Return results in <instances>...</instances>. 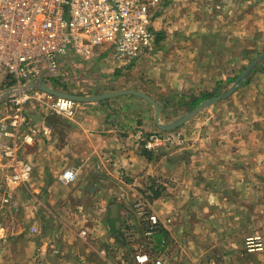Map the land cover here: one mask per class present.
Wrapping results in <instances>:
<instances>
[{
	"label": "crops",
	"instance_id": "obj_1",
	"mask_svg": "<svg viewBox=\"0 0 264 264\" xmlns=\"http://www.w3.org/2000/svg\"><path fill=\"white\" fill-rule=\"evenodd\" d=\"M185 33L180 32L177 38H182ZM179 44L186 46L189 43ZM188 50L178 52L182 56L190 55ZM158 53L154 59L158 64L141 61L147 54L142 55L136 64L134 61L101 64L97 60L100 57L85 62L70 56L64 61L56 84L67 83L75 72L80 77L96 73L95 81L89 77L80 78L87 86H94L87 88L93 91L86 95L117 89L142 90L162 107L161 103L166 104L169 96L182 95L198 83L184 79L183 72L190 74L189 70L174 73L173 68L163 65L162 53ZM129 73L132 76H121ZM70 83L73 84L72 81ZM247 83L240 87V90L246 87L247 93L239 96L244 98L242 101L247 108L237 115L241 121L238 144L221 141L209 131L193 129L195 133H204L201 140L188 141L186 145L164 144L147 148L135 133L140 128L147 132L156 131L148 120L150 105L134 95L117 96L123 101L120 117L117 116L118 110L101 109V105H108L107 100L78 105L71 117L41 111L31 113L30 123L37 125L39 132L32 145L21 146L17 153L33 165L32 184L29 191L25 188L17 190L14 201V207L22 216L14 238L17 243L33 246L31 264H121V261L127 264L122 259L123 254L120 256L125 244L120 246L116 243L111 233L122 228L134 236L143 237L144 226L140 225V219L130 208L131 197L140 198L142 187L144 193L157 192L155 182L170 192V196H165L170 200L163 198L160 201L162 206L155 204L153 209L170 217L171 221L175 220V223L179 214H211L219 204L241 213L244 225L251 215V220H256L255 225H264V108L260 105L264 102V79L251 78ZM255 85L256 89H253ZM248 90L253 94H248ZM135 106L142 109L138 111ZM185 130L189 132L190 129ZM68 168L77 171V179L64 184L59 177ZM141 183L145 186L141 187ZM236 196L239 197L238 203L226 201ZM186 197L189 198L187 205L184 202ZM104 198H117L118 201L104 206ZM113 205L117 206L114 217ZM105 207L111 225H97V220H93L101 218ZM173 213L177 216L173 217ZM129 217L130 223L127 222ZM25 220L31 222L27 225ZM210 223L202 221L188 241L185 237L179 240L177 237L172 248L180 254L165 255V264H184L183 260L187 264L231 261L233 255L230 253H214L219 247L230 244L225 234L216 237V231L226 227ZM30 227L34 233L29 232ZM166 227L161 231H166ZM179 228L178 225L168 227L169 231L186 236ZM0 240L7 244L11 240L10 234L5 231ZM204 246L208 249L205 250ZM186 247L190 250L187 256Z\"/></svg>",
	"mask_w": 264,
	"mask_h": 264
},
{
	"label": "rangeland",
	"instance_id": "obj_2",
	"mask_svg": "<svg viewBox=\"0 0 264 264\" xmlns=\"http://www.w3.org/2000/svg\"><path fill=\"white\" fill-rule=\"evenodd\" d=\"M152 14V29L156 36L155 46L151 52L144 53L147 55H145L146 57L144 56V59L141 61L158 64V62L154 61L156 57L155 54H159L158 52L161 51L163 65L173 68L174 73L184 71L185 69L189 70L190 74L186 73V71L183 72L184 79H187L189 83H198V86H192L191 89L186 93L183 92L182 95L179 94L176 97L169 96L166 104L161 103L162 107L159 105L161 107V124L172 123L185 116L204 101L226 93L246 67L257 56L264 53V0H165V2L159 8L155 9ZM180 32L186 33L182 38H177V34ZM180 42H184L185 45L186 43L189 44L182 46L179 44ZM186 49H189L190 55L184 54L182 56L179 54L178 51L183 53V50ZM111 50L112 46L110 44H104L96 48V57H100L97 60H99L101 64L112 62V59H110ZM141 56L134 61L135 64ZM90 61H92L90 58L85 59V62ZM141 61H139L138 64H141ZM94 63H96V61H94ZM132 66L134 65L132 64ZM136 66L137 65L133 68H136ZM133 68H129L128 70H132ZM73 74H71L73 78H70V80L68 79L67 83H57L49 87H53L65 93L89 96L86 94H89L93 90L89 91L90 89L87 88H92L94 86H87L81 79L84 80L89 77L95 81L98 74L87 73V77L86 75L80 77L77 72ZM3 76L4 73L0 68V81L3 79ZM121 76L126 78L132 75L129 73L122 74ZM251 78H257V80L264 79V58L256 63L229 97L206 107L187 122L173 130L162 131L156 126L154 121V107L149 103L150 106L148 107L150 110H148V120L152 128L156 131L147 132L142 128L140 129L145 135L153 133L162 134L163 136L169 135L171 140L168 142L167 140L162 141L158 146H163L164 144L179 146L186 145L188 141L196 139L201 140L203 138L201 135H204V133H195L193 129L209 131L221 141L226 140L238 144L241 136L239 133V124L241 121L237 115L245 112L247 108L242 101L244 98L239 96L247 93L246 87L241 90L240 87L248 85L247 82L249 81L250 83ZM70 81H72L73 84L70 83ZM247 88H249V86ZM254 88L256 89V85L253 89ZM120 90L121 89H117L114 91ZM142 92L146 93L145 91ZM249 92L250 90H248V94H253V92ZM94 93L95 94L92 95L102 94L97 91ZM205 95L207 96L206 98ZM121 99V97L110 98L106 102L108 105H101V109L104 111L118 110L117 116L120 117V112L123 108L121 105L123 101ZM193 99L200 100L196 106L193 105L195 101ZM235 100H237V104H235ZM81 104L83 103H77V106ZM260 105H263L264 108V102H261ZM134 109L140 111L142 108L138 106ZM37 110V107L32 104L27 107L28 114L31 118V113H35ZM194 127H196V129ZM186 128L190 129L189 132L185 130ZM172 135H174V138ZM168 149H170V147H168ZM237 155H239L238 151ZM31 184L32 181H29L27 186L23 188L29 191V189H31ZM155 185L157 192L144 193L142 186L145 185L141 183L142 196L140 198L131 197L132 207L130 208L133 214L138 217V220L140 219V225L144 226V230L146 225H148L145 216L147 214H153L156 215L161 222L167 219L170 220L167 225H161V228L165 229L166 226L178 225L180 227L179 231L185 232L186 236L176 233L175 231L173 232V230H170V232V228L168 229V227H166L167 230L161 233L164 235V238L161 239L162 241L160 240L159 244L155 238H147L144 237V235L141 238L139 236H134L130 231L122 230V228L116 229L111 235L114 241L120 246L125 244L124 246H126V248L123 249L122 252L120 250V256L123 254L122 259L128 262L127 264H136L134 262V255H136V253H146L148 251L157 254L161 253L164 262H166L165 255L167 257V254L174 256L175 253H179V251L172 248V243L175 239L179 237V240L183 239L181 237H185L187 238L185 240L188 241L193 236L192 233L197 226L201 225L202 221L207 222V220L208 222L211 221V225L226 227L225 230L218 229L219 231H216V237L219 238L225 234L230 239V244L219 247V250L214 253L215 255L230 253L233 257L231 261L222 264H264V225H255L256 220H251L252 215L249 216V222L244 225L241 223V213H235L233 208H223L218 204L217 209H214L216 210L215 213H206L200 216L183 213L178 215V220L175 223V220L171 221L170 217H166L162 212L153 209L155 204L156 206L161 205L160 201H162L166 195L170 196V192L167 193L165 189H161V183L156 184L155 182ZM170 187L173 188L171 185ZM17 190L14 191L10 204L5 206L0 202V235H3L6 231L10 234L11 238L8 242L9 244H5V242L0 240V264H31V258H33L34 255L33 246L22 242L17 243L14 238L16 236L15 234H17V225L19 222L21 223L22 220V216L18 214L17 209L14 207ZM133 198L135 199L134 201ZM169 198L170 197L167 196L165 199L170 200ZM103 200L104 206L115 204L118 201L117 198H104ZM188 200L189 198L186 197L184 202L186 203ZM228 200L236 204L239 202V197L227 198L226 201ZM93 207H95V205H93ZM105 209L104 213H101L100 219L93 220V222L97 220V225H111L108 221V209L106 207ZM141 210H143L144 215L139 214ZM172 215L173 217L177 216L174 213ZM197 217H199V219ZM25 221H27V225L31 222V220ZM131 221V217L127 218L128 223ZM73 223L76 224L77 221L74 220ZM113 225H121V223H114ZM32 228L33 227L29 228L30 233H34ZM161 228L157 231V234L161 232ZM250 236L262 238L263 245L260 251L254 250L249 252L246 249L245 241L246 238ZM206 238H208V235ZM183 242L185 241L183 240ZM203 248H205V250L208 249L207 246ZM185 250L187 251V256L190 250H187V247ZM186 256H184L185 259ZM112 263L114 264V262ZM120 263L126 264L122 261ZM182 263L187 264L188 262L183 260ZM215 264L221 263L215 262Z\"/></svg>",
	"mask_w": 264,
	"mask_h": 264
},
{
	"label": "built area",
	"instance_id": "obj_3",
	"mask_svg": "<svg viewBox=\"0 0 264 264\" xmlns=\"http://www.w3.org/2000/svg\"><path fill=\"white\" fill-rule=\"evenodd\" d=\"M165 0H0V202L5 206L13 193L27 186L33 165L18 155L21 146L32 145L39 127L30 123L28 105L37 111L71 117L77 103L49 95L37 87L40 80L51 86L61 74L67 57L79 60L97 58L95 49L110 44L113 62L129 63L151 52L156 36L152 12ZM45 131V128L42 127ZM135 136L153 148L170 141L162 134ZM174 138V135H172ZM77 179V171L65 169L59 177L64 184ZM140 215H144L143 210ZM144 237L154 238L170 220L145 216ZM261 237H248L246 249L260 251ZM136 264H164L161 253H136Z\"/></svg>",
	"mask_w": 264,
	"mask_h": 264
},
{
	"label": "water",
	"instance_id": "obj_4",
	"mask_svg": "<svg viewBox=\"0 0 264 264\" xmlns=\"http://www.w3.org/2000/svg\"><path fill=\"white\" fill-rule=\"evenodd\" d=\"M263 58H264V53L257 56L246 67V69L242 72V74L234 81V83L232 84V86L230 87V89L226 93L204 101L203 103L196 106L192 111L187 113L185 116H183L180 119H178L172 123H169V124H161L160 123L161 107L149 95H147L146 93L139 91V90H120V91L107 92V93H102V94H97V95L84 96V95H74V94L58 91V90L54 89L53 87H49V86L45 85L41 80L37 84H34L33 82L30 83L28 87H31V88L37 87L38 89L42 90L43 92H45L49 95H52L54 97L64 98L67 100H71V101L76 102V103L102 102V101L108 100L110 98L121 96V95H134V96H137V97L147 101L148 103H150L154 107V112H155L154 121H155L156 126L162 131H170V130H173L175 128H178L179 126H181L182 124L187 122L189 119H191L193 116H195L198 112L205 109L206 107L213 105V104L229 97L237 89L239 84L248 75V73L252 70V68L256 65V63ZM7 97H8V94H5L3 97L0 98V101L7 99ZM116 210H117V206L113 205L112 206V212L114 215L112 217H114L115 214L117 213Z\"/></svg>",
	"mask_w": 264,
	"mask_h": 264
},
{
	"label": "trees",
	"instance_id": "obj_5",
	"mask_svg": "<svg viewBox=\"0 0 264 264\" xmlns=\"http://www.w3.org/2000/svg\"><path fill=\"white\" fill-rule=\"evenodd\" d=\"M52 84H53V85H56V80L53 81ZM206 97H207V96L205 95V98H206ZM199 101H200V100H195V101L193 102V105L196 106V105L198 104ZM102 102H103V101H102ZM161 233H162V231L154 237V238L156 239V241H157L159 244H160V240H161L162 238H164V235L161 234Z\"/></svg>",
	"mask_w": 264,
	"mask_h": 264
}]
</instances>
